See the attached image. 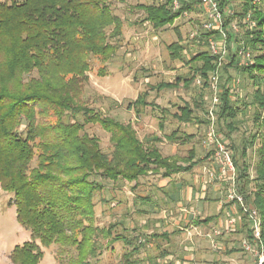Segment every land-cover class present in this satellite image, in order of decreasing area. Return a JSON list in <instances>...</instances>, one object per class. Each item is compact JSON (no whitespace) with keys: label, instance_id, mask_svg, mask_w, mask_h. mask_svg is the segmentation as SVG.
I'll return each mask as SVG.
<instances>
[{"label":"trees","instance_id":"obj_1","mask_svg":"<svg viewBox=\"0 0 264 264\" xmlns=\"http://www.w3.org/2000/svg\"><path fill=\"white\" fill-rule=\"evenodd\" d=\"M173 1L140 4L139 7L145 10L146 19L153 27L159 29L174 23L184 11H191L197 0H180L177 9H174ZM219 1L227 17L229 0ZM241 1L243 10L238 13L243 17L250 14L256 21L254 26L245 29L242 40L246 51H260L242 69L253 78L256 87L253 103L259 106L255 120L264 128V8L259 6L264 0ZM111 2L0 0V185L4 191L13 194L17 220L32 235L31 240L12 250L13 264H39L44 256L42 246L54 243L62 248L75 247L82 262L90 254H96L100 245L93 238L112 236V227L94 224L95 194L103 187L96 177L114 181L124 179L137 186L140 178L151 171L171 176L190 171L198 163L192 161L194 152L189 156L188 165L163 156L152 143L161 141L159 136L141 139L131 123L95 112L80 102L92 58L107 63L118 48L110 38L123 34V20L113 12ZM233 37L231 34L230 42ZM169 48L174 60L181 58L183 46L180 42H173ZM237 55V51L232 54L225 70L234 66ZM196 60H203L197 72L203 77L204 84L209 85V76L215 71L219 57L205 51L197 53L188 62ZM104 72L102 68L101 73ZM181 79L178 77L177 82L161 85L173 87ZM193 80L194 76L185 84ZM221 91L219 136L224 135L232 143L234 152L231 153L240 190L260 211L264 242V130L243 141L239 152L240 146L232 139V133L238 127L234 119L239 108L234 105L229 84H223ZM146 98L147 94L141 93L132 102L138 113L142 106L149 104ZM165 109L162 111L166 112ZM80 113L85 122L99 123L111 134V153L101 148L98 137L83 132L84 123L77 117ZM193 113L190 104L185 103L175 117L181 122H190L195 119ZM160 127H164L163 123ZM224 127L227 129L225 134ZM180 130L178 128L166 138L184 143L194 137V134L183 132L182 138ZM249 150H254L258 156L254 163L255 174L246 162ZM242 179L252 183L251 186L241 185ZM237 232L238 229L233 231ZM247 237H252L251 229ZM122 238L126 240L124 236H114L110 240ZM132 253L126 254L127 264H137L130 260Z\"/></svg>","mask_w":264,"mask_h":264},{"label":"rangeland","instance_id":"obj_2","mask_svg":"<svg viewBox=\"0 0 264 264\" xmlns=\"http://www.w3.org/2000/svg\"><path fill=\"white\" fill-rule=\"evenodd\" d=\"M165 1L112 0L113 12L123 20V34L118 38H110L111 42L118 44V48L107 63L102 62L98 58H92L91 70L88 72L89 79L84 85L80 102L95 112H100L124 123H131L141 139L158 133L161 136V140H164L169 147L162 145L159 141H154L153 143L154 145L157 143L158 145L156 146H165L167 152L171 151L170 146H173V143L180 144V146L183 145L180 155L181 157L184 156L181 161L186 165L189 164V150L191 146H195L196 156L200 157V161L198 160L199 163L196 168L186 174L184 180L187 179L190 184L193 182V176L198 177L199 175L203 177L202 184L206 186L207 191L214 189V185H219V189L215 191L216 193L211 192L215 196L217 195L222 207L216 210L215 204L212 203L208 213L213 212L221 216V222L215 223L210 229L214 227L222 228L224 227L223 220L233 217L237 221L242 216L239 210L228 216L227 206L234 207L232 202L227 199L230 179L229 176L221 178L218 167L210 166L209 160L204 162L211 156L215 163L214 155L216 152V145L214 143L208 145V142L205 141H208L209 134L212 131L211 126H213L216 134L219 135L220 121H218V110L221 105V87L225 83L232 88L234 105L239 108L238 115L234 119L238 127L232 133L233 141L241 148L239 152L242 150L243 141L249 140L253 134L264 130V128L260 127L259 122L255 120L259 106L253 103V93L256 88L253 84V78L242 69L243 66L249 63L243 59V55L250 57L248 61H251L254 54L260 51L258 50L255 53L246 51L242 40V34L245 29L249 26H254L256 21L251 19L250 14L243 17L238 13L243 10L241 0H229L226 6L229 5L230 12L227 17L224 16L226 36L221 35L217 30L205 31L202 27L206 18L201 8L202 0H197L194 8L188 11V14L178 17L172 24L156 29L146 19L145 10L140 8L139 5L159 4ZM259 6L264 8V3L261 2ZM233 23H235V28ZM208 32H212V34L207 35L206 33ZM193 33H196L194 37H192ZM231 34L234 37L230 42L229 37ZM206 36L213 37L218 41V49L223 51L222 54L217 55L221 58L216 64V69L219 68L217 93L212 88L214 82L211 76L214 70L209 76V85H205L200 72H197V68L203 65V60L188 62L197 53L205 51L212 53L209 39ZM177 41L182 44L183 51L181 58L174 60L171 57L169 45ZM239 46L242 47L239 48ZM258 46L260 47L261 45L259 44ZM236 51L238 54L237 62L230 70H225V64L231 60L232 54ZM102 68L105 71L103 74L101 73ZM192 76H194V80L190 84H185V81L188 82ZM178 77L182 79L178 81L176 86H162L164 83L177 82ZM198 81H201V83L199 84ZM141 93L147 94L146 99L149 104L142 106L140 113H138L132 102ZM215 98H217L218 104L212 115L210 114V109L213 107ZM185 103L190 104L194 111L193 116L195 119L193 121L181 122L175 117V114H180V106ZM163 108H166V112L162 111ZM262 115L264 116V110ZM77 117L80 122L84 123L83 132L90 136L98 137L101 148L105 152L111 153L113 150L111 134L99 123L85 122V117L82 113ZM161 123L164 126L163 132L159 130L162 129L160 127ZM177 126L186 127L180 130L179 134L182 138L183 132L194 134V137L182 144L181 142L170 141L167 138L163 139L164 134L170 135L177 130ZM226 131L227 129L224 127L223 133L225 134ZM222 138L220 137V139L226 140L224 135ZM227 141L230 146H228ZM257 141L260 144V136ZM225 142L230 152H234L230 139ZM248 153L246 162L251 165V173L255 174L254 163L258 156L254 150H249ZM236 177L239 191L242 193L239 178L238 176ZM96 178L102 183L103 187L95 194L96 214L94 224L99 227H112L111 237L124 236L131 243H128L123 238L118 241H112L110 240L111 237L95 236L93 240L98 242L100 247L97 249L96 254H90L85 262L79 259L78 251L75 247L62 248L59 244L54 243L50 246H42L44 256L39 264H127L126 254L132 252L131 261L144 256L145 260H141L139 264H162L163 260L160 259L162 256H158L157 252L166 244V241L162 238H154L152 235L157 234L159 229L162 228L177 229V226L172 224L163 225L164 220L173 221L179 218L178 222L182 221L181 226L185 227V219L187 217L183 216L180 218V213L175 211L177 201L176 203L174 201L168 204L165 203L163 201V191L154 189L153 186L147 184L152 183L153 180L156 182V179H158V177H153L152 174L144 176L143 181H140L144 182L143 186L147 185L149 188L137 187L134 182L124 179L114 181L102 177ZM240 184L249 188L252 183L242 179ZM150 187L153 189H150ZM142 196L143 199H141ZM145 196H149L150 200L145 199ZM155 196L157 197L156 199L154 198ZM12 199L13 194L4 191L0 185V264H13L10 259L12 250L17 245H21L32 238L31 231L18 222L16 206L12 203ZM151 200L154 201L150 203ZM186 209L188 210V208ZM187 210L183 209V213H186ZM194 213L196 215L199 214L193 212L191 216H194ZM258 213L261 220H263L259 210ZM202 216H205V214ZM158 220L161 221L160 227H157L155 223ZM242 220L244 221L243 218ZM177 230L183 242V232L187 233V231ZM225 237L222 238L224 239ZM237 240V238L232 237L227 242V245L220 240L218 248L215 246L216 242L212 245L209 239L202 238L200 244L203 245L202 247L205 248L207 253L203 264H254L255 255L245 251L243 242L241 244L243 249L238 247L239 250L232 251ZM182 242L180 246L184 247L186 241ZM172 246L173 244L169 243V247L172 248ZM135 247L138 248L137 251L134 250ZM147 256L148 259H146ZM183 261L186 262V260L182 259V263ZM179 262L174 260L173 264Z\"/></svg>","mask_w":264,"mask_h":264},{"label":"crops","instance_id":"obj_3","mask_svg":"<svg viewBox=\"0 0 264 264\" xmlns=\"http://www.w3.org/2000/svg\"><path fill=\"white\" fill-rule=\"evenodd\" d=\"M178 128L183 130L186 127L185 126H177L176 129H178ZM163 129L164 128L159 129L160 132H163ZM152 135L161 137L158 133H154ZM166 136L167 135L164 134L163 139H166ZM159 143H161L162 145H166V147H169V146H167V143L164 142V140L159 141ZM155 144L158 145L157 143H155ZM157 147L159 148V150L163 156L177 160L179 163L184 164L181 161L184 156L181 157V155H180L182 153L181 148H183V145L180 146V144L173 143V146H170V149H171L170 152L166 151L165 146L163 147L160 145ZM192 149L194 151H192ZM178 150H180V151H178ZM193 152H194V154H193V160L192 161H198L200 157L196 156L197 151H196L195 146H191V148L189 150V153H190L189 156H191V154ZM201 157H204V156H201ZM184 160H185V158H184ZM207 160H209L210 166L213 165L214 168L217 167L216 164L214 163L213 159L211 158V156L209 158H207L206 160H204V162H206ZM188 163H190L189 160H188ZM198 163L195 165L194 168H196L198 166ZM184 165H186V164H184ZM193 169H191V170H193ZM191 170L175 173L171 176H164L161 173V171L158 173H154L152 171L150 172V174H152L153 177H158V179H156V182L153 180L152 183L150 182L147 184L149 186H153L154 189L156 188L157 190L163 191V201L165 203L168 204L171 201H174L176 203V201H177L176 204L174 203L177 206L175 211H177V213L181 214V215L179 214L180 218H182L183 216L187 217V219H185V227L181 226L182 221L178 222L179 218H176L173 221L164 220V223H163V225H166V226L169 224H172L174 226H177V229L186 230L187 233L183 232L184 233L183 234V236H184L183 242L181 240L182 238L179 235V231L177 229L169 230L168 228H162V229H159V232H157V235L154 236V238H162V239H164V241H166V244L160 248L161 250H158V252H157V255L159 254L158 256H162V258H160L163 260L162 264H169V263L173 264L174 260L180 261L181 264H183V263L184 264H203V261L207 257V253H206L205 248L202 247L203 245L200 244L202 238L207 239V240L209 239V242L212 245L215 244V242L220 244L221 241L227 245V242L229 240H231L232 237H234V238H237L238 240H237V242L234 243V247L232 248V251H236V249L239 250L238 247L243 249L241 247V244L245 240V238L247 237V232L250 230V222H249L248 218L243 214L241 206L239 204H234V203H232V205H234V207L230 206V205L227 206V212H228V216H229L232 213H235L234 211H237V210L241 211L240 214L242 217H239V219L236 221V227H235V230L238 229L239 232L233 233V231H235V230H233L231 232H227V231H225L224 227H222V228L214 227V228L210 229L211 227H213V225H215V223L221 222L220 214H215L213 212L208 213L209 209L211 208L212 203L215 204L216 210L217 209L219 210L222 207L221 201H218L217 195L215 196V194L213 193L217 189H219V185L216 184L213 186L214 189L207 191L206 186H204L202 184L203 183V177H201L199 175H198V177L193 176V182H191L189 184L187 179L186 180H184V179L186 178V174L191 172ZM143 178H144V176H142L140 178V181H143ZM143 183L144 182H140L139 185H137V187L149 188L147 185L143 186ZM153 188L150 187V189H153ZM211 191H213V192H211ZM154 198L156 199L157 197L155 196ZM141 199H143V196ZM145 199L150 200V197L145 196ZM154 200H151L150 203ZM182 207H184V208H182ZM186 208H188V210ZM183 209L187 210V212L183 213ZM191 210H193V212H197L199 214L196 215L194 213V216H191V214L193 213V212H191ZM203 214H205V216H202ZM242 218L244 219V221L242 220ZM227 220L228 219L223 220L224 225L226 224ZM155 223H156L157 227L161 226V224H160L161 221L158 220ZM216 230H221L222 233L217 234ZM227 233H230V234H227ZM222 237H225V238L223 239ZM185 241H186L185 246L184 247L180 246V245H182L181 242L184 243ZM169 243L173 244L172 248L169 247ZM152 255L154 256V254H152ZM153 256H151V257H153ZM143 259H144V256H141V257H138L135 261L137 262V264H139V262L141 260L143 261ZM146 259H148V256L146 257ZM182 259L186 260V262L183 261V263H182ZM180 262L176 263V264H180Z\"/></svg>","mask_w":264,"mask_h":264},{"label":"built area","instance_id":"obj_4","mask_svg":"<svg viewBox=\"0 0 264 264\" xmlns=\"http://www.w3.org/2000/svg\"><path fill=\"white\" fill-rule=\"evenodd\" d=\"M180 0L173 1L174 9H177L180 6ZM201 8L205 15V21L203 22V29L205 31L208 30H217L221 33V35L226 36V31L224 28V15L220 10L219 1L218 0H202ZM184 14H188V11H184L181 16ZM233 27L235 28V23H233ZM196 33L192 34L194 37ZM210 43V48L212 50L213 55H220L223 51H219V43L213 37L208 38ZM226 50V49H225ZM224 50V51H225ZM241 52V51H240ZM243 53V52H241ZM243 58L250 60V57L243 55ZM221 59V58H219ZM213 80L212 88L215 89V93L218 91L217 82L219 80V68L216 69L211 76ZM199 84L201 81H198ZM217 98L213 101V107L210 109V114H214V109L217 105ZM212 131L209 134L207 144H215L216 152H215V163L218 167V171L220 177H228L229 176V190L227 194V199L234 203L239 204L242 208L243 214L248 218L250 222V229L252 230V237L247 238L243 241V247L245 251L249 253H253L255 255V263L254 264H264V242L262 238V220L259 216L258 209L251 203H249L244 194L239 191L238 181H237V170L234 164L232 154L230 149L227 147V143L220 139V136L216 134L213 126H211ZM230 173V174H229ZM236 220L235 218H229L224 225V229L227 232H231L235 230ZM217 234H221V230H216ZM219 248L218 243L215 244Z\"/></svg>","mask_w":264,"mask_h":264}]
</instances>
